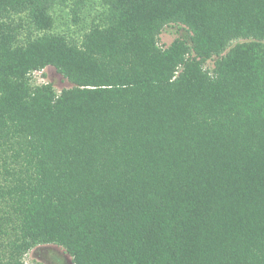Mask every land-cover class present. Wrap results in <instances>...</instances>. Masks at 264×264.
Wrapping results in <instances>:
<instances>
[{
    "label": "trees",
    "instance_id": "trees-1",
    "mask_svg": "<svg viewBox=\"0 0 264 264\" xmlns=\"http://www.w3.org/2000/svg\"><path fill=\"white\" fill-rule=\"evenodd\" d=\"M99 1L0 0V264H264V0Z\"/></svg>",
    "mask_w": 264,
    "mask_h": 264
},
{
    "label": "rangeland",
    "instance_id": "rangeland-1",
    "mask_svg": "<svg viewBox=\"0 0 264 264\" xmlns=\"http://www.w3.org/2000/svg\"><path fill=\"white\" fill-rule=\"evenodd\" d=\"M85 8L84 12L81 14L90 20L96 11L99 12L101 9L99 0H84ZM72 1H69L66 7L62 6L61 9L58 8L56 11V30L60 32H67L71 35H75L79 30V26L74 25L71 21L72 13L70 12V7ZM85 21V20H84ZM81 21V23H84ZM191 32L187 27L181 24H171L166 26L160 36L159 42L162 46L170 45L176 39H184L189 42ZM242 41V40H240ZM237 41H234V45ZM215 57L211 58L207 62V67L211 68L214 65ZM32 84L41 85L43 83H52L56 92H60L63 88L70 87L69 83L56 69L52 66H47L43 70L35 71L32 74ZM26 263L29 264H74L73 259L69 253L60 245L56 244H38L30 249L24 257Z\"/></svg>",
    "mask_w": 264,
    "mask_h": 264
}]
</instances>
